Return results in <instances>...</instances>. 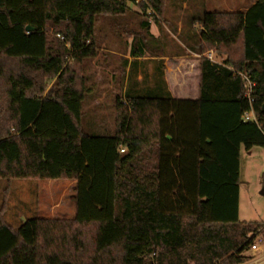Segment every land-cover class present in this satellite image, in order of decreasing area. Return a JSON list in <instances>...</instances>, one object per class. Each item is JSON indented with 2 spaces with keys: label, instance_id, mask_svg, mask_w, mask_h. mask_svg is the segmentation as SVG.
Segmentation results:
<instances>
[{
  "label": "trees",
  "instance_id": "16d2710c",
  "mask_svg": "<svg viewBox=\"0 0 264 264\" xmlns=\"http://www.w3.org/2000/svg\"><path fill=\"white\" fill-rule=\"evenodd\" d=\"M128 1L155 21L165 4L0 0V179L74 182L71 218L13 228L0 208V264H241L264 228L238 219L240 150L264 147V0L191 20L197 98L142 94L129 74L112 127L88 130L75 67L96 55V17L123 16ZM145 49L136 38L129 54ZM250 110L256 122L243 120Z\"/></svg>",
  "mask_w": 264,
  "mask_h": 264
},
{
  "label": "rangeland",
  "instance_id": "374dc122",
  "mask_svg": "<svg viewBox=\"0 0 264 264\" xmlns=\"http://www.w3.org/2000/svg\"><path fill=\"white\" fill-rule=\"evenodd\" d=\"M181 1L165 0L164 14L181 13V21L187 28L190 21L198 15L196 11L201 0H185L187 9L181 8ZM212 1L214 2L206 7L207 10H226L227 6L237 4V0ZM130 7L133 10H128L123 16L96 17V55L92 59H84L75 67L76 72L83 76L84 85L89 88L82 107V125L88 130L112 127L113 116L110 112L112 100L110 101L108 92L103 91L105 82L113 81L112 86L115 89L119 87L121 95L127 88L129 74L135 75L133 88L138 92L148 94V88L153 86L152 79L154 81L157 74L153 70L152 63L141 60L134 63V67L130 65L129 50L133 40L142 37L145 39V56L160 53L172 54L176 53L178 48H182L180 42L183 41V36L169 35L167 31L164 35L163 30L159 31L157 38L147 34L141 27V22L150 17L147 15L149 10L147 14H144L136 2H132ZM164 19L158 20L161 26L172 23L171 20ZM149 21L151 26H154L155 20L152 17ZM188 30V28L185 29L183 34L187 35ZM213 58L220 60L215 54ZM189 59L193 60V57ZM66 64L72 66L68 60ZM170 66H172L171 63ZM180 67V70L177 68L165 70L168 76L176 77L182 82L172 87L176 98L191 94L199 82L197 63L188 64L189 70L185 69L187 71L183 69V65ZM137 76L138 78L141 76L142 79L139 81L136 79ZM181 88L183 92L178 93ZM143 90L145 92H141ZM124 100L126 101V97ZM72 188V181L63 179H13L10 181L0 179L1 217L13 228H17L23 221L32 217L71 218L74 213L71 199ZM238 219L242 222H262L264 225V147H253L248 151L243 148L240 150ZM253 244L257 245V249L249 247L245 252L248 258L241 264H264V228L257 233Z\"/></svg>",
  "mask_w": 264,
  "mask_h": 264
},
{
  "label": "crops",
  "instance_id": "0c3cea01",
  "mask_svg": "<svg viewBox=\"0 0 264 264\" xmlns=\"http://www.w3.org/2000/svg\"><path fill=\"white\" fill-rule=\"evenodd\" d=\"M258 0H237V4L236 5H232L231 7L227 6L226 10H220V11H241V12H246L251 6H253ZM214 1L212 0H201V3L198 5V9L196 11V14H200L203 11H210L207 10L206 7L210 6ZM131 1L127 2V6L129 8V10H133L131 9ZM166 4V3H165ZM165 4H164V9H163V13L160 17L157 18V20L155 21L154 26H149V33L157 38L159 35V31L163 30L164 31V35L166 33V31L169 33V35H173V36H183L184 38H186L188 35L183 34V31L185 29H189L188 33H192V31H196L198 29V26L194 25L191 26L189 25V27H185L183 25V21L182 20V15L181 13L179 14H175V15H170V14H164L165 11ZM208 4V5H206ZM210 4V5H209ZM181 8L183 9H187V3L185 0L181 1ZM200 10V11H199ZM179 11V10H178ZM177 11V13H178ZM199 11V12H198ZM165 15V16H164ZM197 15V16H198ZM167 20H171L172 23H168L167 25H160L158 23V20H160L161 18ZM151 18V17H149ZM148 18V19H149ZM164 19V20H165ZM191 22V21H190ZM183 34V35H182ZM180 45L182 48H178L176 53H172V54H165V53H161V54H153V55H149V56H143V57H131L130 56V62L132 61H136L139 62L141 60H146L149 61V63H152L153 65V70H155L156 74H157V78H154V81L152 79V87L150 88L152 91H156L158 93L164 94V93H168L172 98H176L174 97L173 93V86L174 85H179L182 82L177 79L176 77L171 78L170 76H168L166 74L167 69L171 68L173 70H175L176 68L180 70V65H183V69H188L189 67L188 64H196L197 63V70L199 71V56L195 51H193L192 49H190V47H188L183 41L180 42ZM189 54V55H188ZM208 54L211 55V57L213 58V52L209 51L206 53V55L208 56ZM188 57V58H187ZM190 57H193V60L189 59ZM218 58L220 60H216L214 59L215 62H220L222 60L221 57L218 56ZM170 63L172 66H170ZM187 71V70H185ZM153 76V75H152ZM136 79H138L139 81L142 79L141 76L140 78H138V76L136 77ZM184 80V79H182ZM156 81V82H155ZM105 86L103 88V91L108 92L109 94V98L110 101L113 99L114 96V92H115V87L112 86V84H114L113 81H111L110 83L105 82L104 83ZM160 85L157 86V85ZM149 89V88H148ZM104 92V93H106ZM183 92L182 88L181 90H179L178 93ZM185 93V92H184ZM198 96V86L193 90V92H191V94H184L182 97H178V98H183V99H195ZM112 112V105H111V111ZM74 184V182H72Z\"/></svg>",
  "mask_w": 264,
  "mask_h": 264
},
{
  "label": "built area",
  "instance_id": "2783aa9c",
  "mask_svg": "<svg viewBox=\"0 0 264 264\" xmlns=\"http://www.w3.org/2000/svg\"><path fill=\"white\" fill-rule=\"evenodd\" d=\"M207 57H208L210 60L214 61V60L212 59V57H211L210 54H208ZM245 87H246V93H245V96L248 98L249 102H251L252 99H251L250 93L252 92V90H251L252 85H251V83H250L248 80L245 81ZM243 120H244V121H254V122L257 121V119H256V117H255V115H254V113H253L252 110H250V111H248V112H245V113L243 114ZM250 247H251L252 249H257V245H256V244H252Z\"/></svg>",
  "mask_w": 264,
  "mask_h": 264
},
{
  "label": "water",
  "instance_id": "95a60500",
  "mask_svg": "<svg viewBox=\"0 0 264 264\" xmlns=\"http://www.w3.org/2000/svg\"><path fill=\"white\" fill-rule=\"evenodd\" d=\"M25 29H26V31L32 30V28L30 26H26Z\"/></svg>",
  "mask_w": 264,
  "mask_h": 264
}]
</instances>
